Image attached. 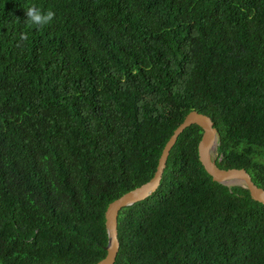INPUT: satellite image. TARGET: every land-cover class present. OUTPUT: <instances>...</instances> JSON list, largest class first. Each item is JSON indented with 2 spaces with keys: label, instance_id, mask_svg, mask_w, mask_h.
Masks as SVG:
<instances>
[{
  "label": "trees",
  "instance_id": "1",
  "mask_svg": "<svg viewBox=\"0 0 264 264\" xmlns=\"http://www.w3.org/2000/svg\"><path fill=\"white\" fill-rule=\"evenodd\" d=\"M36 5L55 13L24 22ZM27 38L22 39L21 35ZM264 189V0H0V264H94L107 205L148 181L185 115ZM186 127L113 264H264V203L212 180Z\"/></svg>",
  "mask_w": 264,
  "mask_h": 264
},
{
  "label": "water",
  "instance_id": "2",
  "mask_svg": "<svg viewBox=\"0 0 264 264\" xmlns=\"http://www.w3.org/2000/svg\"><path fill=\"white\" fill-rule=\"evenodd\" d=\"M191 124H197L202 129V135L197 146L198 158L212 180L227 186H242L249 191L250 196L254 200L264 203V189L252 181L250 174L244 168L224 169L216 164L218 131L208 115L191 110L185 115L182 122L174 129L165 143L153 176L148 181L125 192L107 205L104 214L107 232L106 255L94 264H113L115 262L119 250L117 217L120 209L144 200L156 191L160 184L170 149L175 144L179 134Z\"/></svg>",
  "mask_w": 264,
  "mask_h": 264
},
{
  "label": "clouds",
  "instance_id": "3",
  "mask_svg": "<svg viewBox=\"0 0 264 264\" xmlns=\"http://www.w3.org/2000/svg\"><path fill=\"white\" fill-rule=\"evenodd\" d=\"M25 12L26 19L24 22L30 26L43 27L50 24L55 17V13L51 9L45 12L34 4L30 7H27ZM21 38L26 39V34H22Z\"/></svg>",
  "mask_w": 264,
  "mask_h": 264
}]
</instances>
